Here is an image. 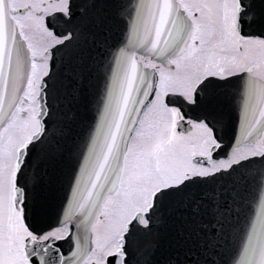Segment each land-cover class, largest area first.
<instances>
[{"label": "snow or ice", "instance_id": "obj_1", "mask_svg": "<svg viewBox=\"0 0 264 264\" xmlns=\"http://www.w3.org/2000/svg\"><path fill=\"white\" fill-rule=\"evenodd\" d=\"M0 264H264V0H0Z\"/></svg>", "mask_w": 264, "mask_h": 264}]
</instances>
